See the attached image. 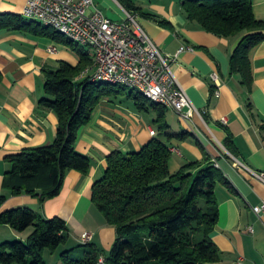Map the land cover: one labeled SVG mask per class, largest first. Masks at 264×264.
Segmentation results:
<instances>
[{
    "label": "crops",
    "instance_id": "crops-1",
    "mask_svg": "<svg viewBox=\"0 0 264 264\" xmlns=\"http://www.w3.org/2000/svg\"><path fill=\"white\" fill-rule=\"evenodd\" d=\"M26 1L0 0V13L23 15ZM94 1L108 18L125 17V9L118 0ZM131 1L168 22L161 25L138 15L139 23L162 53L177 54L170 63L171 69L198 111L185 121L172 109H166V132L190 133L183 140H168L170 148L176 146L180 150V154L171 152L170 171L210 158L218 162L213 164L230 181L231 188L222 184L215 188L218 221L212 240L220 258L208 264H264V215L257 216L252 210L264 201V182L248 169L264 172V40L250 52L253 81L249 91L241 84L240 75L230 72V56L243 33L222 37L201 29L186 18L178 0ZM252 6L254 16L264 21V0H253ZM184 45L194 50L178 52ZM52 46L54 51H50ZM60 60L75 65L78 56L43 35L0 31V193L4 192L3 176L9 169L6 156L23 148L49 144L56 135V114L39 106L38 101L46 97L44 72L55 69ZM213 73L218 83L213 80ZM222 117L227 122L221 121ZM155 118L154 110L139 111L127 107L124 101L105 99L96 107L91 120L80 128L76 140L77 151L91 160L87 174L67 171L59 194L44 202L37 196H13L7 192L1 210L29 207L45 218L58 216L65 220L68 240L55 251L44 252L46 264H60L63 251L84 244L81 236L85 232L92 235L90 243L104 253L109 252L116 230L92 204V184L103 175L106 156L111 151L139 150L152 138L160 137ZM151 130L156 134H151ZM228 134L236 156L223 145ZM30 232L31 229L17 232L1 225L0 244L24 241Z\"/></svg>",
    "mask_w": 264,
    "mask_h": 264
},
{
    "label": "trees",
    "instance_id": "trees-1",
    "mask_svg": "<svg viewBox=\"0 0 264 264\" xmlns=\"http://www.w3.org/2000/svg\"><path fill=\"white\" fill-rule=\"evenodd\" d=\"M186 18L208 32L222 37L242 34L230 56V72L240 75L241 84L252 86L250 52L264 40V21L254 16L253 0H178ZM128 12L151 18L161 25L168 22L143 11L131 0H118ZM25 32L46 36L64 45L78 56L73 65L60 60L53 70L44 72L46 97L38 105L52 110L57 131L49 144L23 148L6 156L9 169L4 173L0 193V226L17 232L31 229L27 238L0 244V264H46L44 252L65 244L69 229L58 216L45 218L29 207L1 210L7 192L13 196L28 194L41 202L57 196L69 170L87 174L91 160L77 151L80 128L92 118L105 99L124 94L126 88L92 80L82 74L94 62L93 52L52 28L20 14L0 13V31ZM2 74L0 72V84ZM139 111L154 110L160 137H154L139 150L128 153L115 150L106 156L103 175L92 184L91 201L116 230V238L107 255L86 242L63 251L60 264H97L100 256L106 264H208L220 258L212 240L218 221L217 184L231 188L223 171L210 158L192 161L172 172L168 140L185 139L187 131L167 133V107L131 90ZM237 155L228 134L223 143ZM227 158H230L227 155ZM83 252L74 258L73 254Z\"/></svg>",
    "mask_w": 264,
    "mask_h": 264
},
{
    "label": "built area",
    "instance_id": "built-area-1",
    "mask_svg": "<svg viewBox=\"0 0 264 264\" xmlns=\"http://www.w3.org/2000/svg\"><path fill=\"white\" fill-rule=\"evenodd\" d=\"M22 12L61 22L74 29L83 40L97 46L96 65L94 70L86 71V76L109 74L131 77L147 84L150 92L161 95L181 119L189 121L198 113L171 69L170 63L177 54L162 53L139 23L137 15L125 10L122 20H112L102 12L94 0H27ZM54 50V46L50 47V51ZM183 50L193 51L194 47L184 45L178 52ZM212 78L217 82L216 73L212 74ZM221 121L227 122L225 117H222ZM150 133L156 134L154 130ZM175 149L176 154H180L179 148L175 146ZM213 163L218 162L214 160ZM239 164L248 168L241 162ZM248 169L264 182V172ZM252 210L257 216L264 215V201L254 205ZM91 237L89 232L81 236L84 243L89 242ZM100 264H106L102 262V256Z\"/></svg>",
    "mask_w": 264,
    "mask_h": 264
},
{
    "label": "bare ground",
    "instance_id": "bare-ground-1",
    "mask_svg": "<svg viewBox=\"0 0 264 264\" xmlns=\"http://www.w3.org/2000/svg\"><path fill=\"white\" fill-rule=\"evenodd\" d=\"M23 16L28 18V19H32L34 21H38L39 23H41L42 25H46L50 28H52L53 30L63 34L64 36H66L67 38H69L70 40L76 42L77 44L84 46L86 48H89L94 55V62H93V66L92 67H87L85 68L84 72H82V74H86V71H89L91 68L94 69L96 62H97V55H98V47L97 46H93L91 43L83 40V38H81L79 36V34H77L75 32L74 29L72 28H68L67 25L58 22L56 20H50L48 19V17H44L41 15H35V14H26L23 13ZM92 80H97L100 82H105V83H109V84H113L116 86H123V87H127V88H131L132 90L136 89L138 90V92L143 95L144 97H146L147 99L156 102L158 104H161L167 108H170L169 104L167 101H165L161 95H157L154 92H150V88L147 84L145 83H141L137 80H133V78L131 77H122V76H114V75H109V74H96L93 75L91 77ZM155 135V134H153ZM171 152H176L175 148H170ZM215 166H217V164H215ZM253 208V207H252ZM102 262H107L106 259L102 256ZM97 264H100V257L98 259Z\"/></svg>",
    "mask_w": 264,
    "mask_h": 264
},
{
    "label": "rangeland",
    "instance_id": "rangeland-1",
    "mask_svg": "<svg viewBox=\"0 0 264 264\" xmlns=\"http://www.w3.org/2000/svg\"><path fill=\"white\" fill-rule=\"evenodd\" d=\"M128 12V11H127ZM128 13H130V12H128ZM85 70V69H84ZM84 70H83V72H84ZM90 70H94L93 68H91ZM93 75H91V77H92ZM109 84V83H108ZM111 85H113V84H111ZM132 89L131 88H127L126 87V90H125V92H124V94H120V95H118V97H116V98H114L113 97V99H118V100H121V101H124V102H126V106L127 107H130V108H134V109H137L136 107H135V104H134V100L132 99V98H130V97H128L127 95H128V93L131 91ZM134 91V93H139L138 92V90H136V89H134L133 90ZM170 109V108H169ZM111 249V248H110ZM110 251V250H109ZM109 252L107 251V253L105 252H102V255H107ZM78 255V253H74L73 254V257L74 258H79V257H81V256H83V253H82V255L81 256H79Z\"/></svg>",
    "mask_w": 264,
    "mask_h": 264
}]
</instances>
